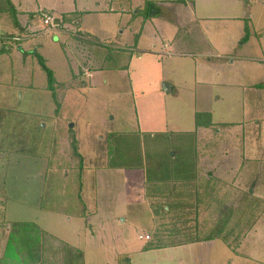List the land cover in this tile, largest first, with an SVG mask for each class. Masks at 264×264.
<instances>
[{"label": "rangeland", "instance_id": "374dc122", "mask_svg": "<svg viewBox=\"0 0 264 264\" xmlns=\"http://www.w3.org/2000/svg\"><path fill=\"white\" fill-rule=\"evenodd\" d=\"M10 2L16 11L28 12L50 5L44 0ZM196 3V17L194 10L190 12L189 2L178 3L186 5L179 17V6L156 8L153 3L152 8L148 7L150 16L154 11L160 13L155 17L163 20L183 21L172 50L212 54L208 40L216 36L221 43H231L236 32L234 20H243L249 25V33L262 39L264 0ZM0 8L4 9L2 4ZM1 12L0 261L10 228L36 224L82 251L85 264H264V153L246 155L240 134L248 121L241 111L244 105L228 101L219 105V111L214 106L218 117L234 124L195 128L197 122L207 124L214 117L200 111L196 114L200 117L191 121L187 100L180 94L178 101L171 99L166 109L177 111L178 128L184 125L182 129L193 130L141 133L158 127L163 115L139 119L136 111L139 86L150 80L149 73L137 70L130 79L112 71L86 78L83 67L79 68L80 58L62 49L52 34H39L45 30L37 29L36 37L32 32L20 35L11 19ZM145 13L144 9L140 16L145 17ZM50 15L43 11L34 20L44 23V17ZM51 17L55 21L56 17ZM18 20L24 22L27 15H18ZM107 54L113 55L111 51ZM189 62L184 59L183 67ZM46 69L53 73L54 85L70 82L61 107L53 98L58 91L53 94L49 90ZM148 71L152 73L150 68ZM185 74L177 72L171 79L183 81L185 90L192 89V79L188 81ZM165 77L170 78L169 71ZM235 98H239L236 93ZM197 107L205 109L207 104ZM189 124L191 127H187ZM232 129L238 134L230 133ZM102 135L105 142L101 141ZM183 149L196 150L193 167L186 166V171L180 172L186 180L175 174L163 192L153 191L149 197L146 187L147 198L139 183L133 185L135 180H125L126 172L117 173L111 167L123 164L127 166L124 168L145 171L157 164L163 152L169 155ZM89 165L95 171L92 178L84 174L92 169ZM194 174L195 178L188 180ZM89 184L97 193L87 204ZM127 199L134 206L124 208ZM164 207L170 214H163ZM230 210L226 221L223 214ZM55 212L69 214L72 221L65 223L67 218L57 217ZM83 215L85 219L78 218ZM160 228L173 232V240L195 244L182 251H144ZM58 248L59 241L49 238L45 262L63 264V253ZM169 251L173 256L165 254Z\"/></svg>", "mask_w": 264, "mask_h": 264}, {"label": "crops", "instance_id": "0c3cea01", "mask_svg": "<svg viewBox=\"0 0 264 264\" xmlns=\"http://www.w3.org/2000/svg\"><path fill=\"white\" fill-rule=\"evenodd\" d=\"M44 1L50 5L43 7L42 10L38 8L36 12L17 9L19 17L27 15V20H24V22L20 21L19 27L16 28H19L20 35H24L27 32L35 33V37L39 34H52L53 39H57L58 43L61 42L62 49H69L73 52L75 58H80L78 59L80 61L79 68L83 67L82 70H85L84 76L86 78L91 79L94 74L112 71L126 74L130 79L137 70L138 72L143 71L150 74V80L142 82L139 86L141 90L137 92L136 111L139 119L142 116L159 115V113H163V115L159 117L158 121L160 124L156 128H148L150 130H146L142 123L143 130L146 131L141 132L140 129L141 133L177 134L189 133L193 130L192 128L182 129L184 125L178 128L175 124L177 111H167L166 109L171 99L178 101L180 94L187 100L191 121L194 122L196 114L202 111V113H209L212 119L214 117L215 121L214 119L211 121L213 125H217V123L224 125L234 124L226 123L225 119L217 116V112L214 109L215 106L219 111L220 104L233 101L238 102L239 105H244V109L242 108L241 111L248 120L244 125L247 127L246 130L243 127L240 132L245 142L246 155H250V152L253 151L256 154L259 152L264 153V35L262 39H259L249 33V25L245 24L243 20H234L237 23L236 32L233 34L234 39L231 40V43H221L216 36H212L208 40L212 54L198 55L171 49L175 45L182 20L179 18L163 20L160 17H155L160 16V13H156V15L147 19L140 16V12L144 11L147 4L152 2L156 4V8L179 6L180 14L177 15L179 17L184 14L181 8H185L186 5H178V3L189 2L191 6L190 12L194 10V17H196L197 0ZM43 11L49 12L51 16L56 17L55 19H61L59 22H55L57 27L49 28L41 19L34 20L36 15L40 14L42 16ZM44 18L46 19V16ZM37 29L45 31L37 34L35 32ZM153 36H156V38ZM23 48L25 49V47ZM105 51L106 55H109L107 54L108 51L113 53L109 63L106 60H101ZM85 53H88V57H85ZM184 59L190 61L187 67L182 65ZM86 63L87 65L85 66ZM148 68L152 70V73H155L153 77ZM166 71L170 72V78L165 77ZM177 72L182 76L186 73L185 77L189 78L188 81L192 79V89L187 87L185 90L183 81L182 83H177L176 80L171 79ZM73 79L77 78L74 77ZM69 85L70 82L55 85L56 88L58 87L56 89L58 91L57 97H53L55 102H59L62 105ZM181 90L182 92H180ZM235 93L239 98L234 99ZM197 104H207V108L198 109ZM182 112L185 111L182 110ZM221 116L223 117V115ZM141 122L139 120L140 126ZM190 125H187V127ZM229 132L234 135L238 134L233 129ZM104 139L105 136L102 135L101 141L105 142ZM92 164H94L93 161ZM89 167L92 168L91 165ZM116 171L117 173L126 172L127 178L125 180L129 182L135 180L136 183L133 185L139 183L140 187L143 188V197L145 198L146 172L143 169L119 168ZM84 174L86 177L92 178L95 175V171L92 168L88 170V173ZM89 189L90 195L87 204L92 202L97 193L96 191L94 192L92 186ZM129 201L127 199V203L123 206L124 208L134 206ZM53 214L57 217H66L65 223L72 221L69 214L57 212ZM120 215L125 216V214ZM78 218L85 219L86 217L83 215V217ZM124 221H126V218ZM37 226L43 232L45 231L44 233L51 235H48L50 240L53 236L59 242L70 245L67 239L59 237L49 230L47 231L40 225ZM193 246L194 244L170 249L182 251V248ZM75 249L78 250V248ZM171 253L173 252L169 251L165 254L171 257L173 256Z\"/></svg>", "mask_w": 264, "mask_h": 264}, {"label": "trees", "instance_id": "16d2710c", "mask_svg": "<svg viewBox=\"0 0 264 264\" xmlns=\"http://www.w3.org/2000/svg\"><path fill=\"white\" fill-rule=\"evenodd\" d=\"M0 4H2L4 8L2 10L0 8V12L2 11V15L6 14L11 19L10 21L15 28L19 27V20L17 19L18 12L16 11L10 0H0ZM148 7L152 8L153 3H148L147 7L145 8L147 14L145 13L146 15L144 18L146 19L150 17L149 13L151 12L150 9L148 10ZM154 15H156V13H154L153 11L152 16ZM49 17H51V15ZM59 20L61 19H55V22H59ZM21 42L19 41V43ZM104 56L106 58L101 60H106V62L112 58V54L106 55V51L104 53ZM46 73L49 79V90H51V92H53L54 94L58 87L56 88L54 85L53 73L49 69H46ZM55 105L57 107H61V104L59 102H55ZM199 117L200 116L198 115L196 118ZM212 125L213 124L211 121L207 124L198 122L196 123L197 128H211L210 126ZM195 153L196 150L190 151V149H183L177 151V153L170 152L169 155H167L166 152H163V157L156 162L157 164H153L147 169L144 168L146 172L145 189L147 187V196L149 197L153 195V191L163 192L169 183L168 180L175 176V174H178V176L180 175V178L183 179L180 172L186 171V166L193 167V160L196 157ZM129 163L130 162H127L126 164L130 165ZM111 167H114L116 169H129L124 168L127 166L123 167V164L112 165ZM194 178L195 174L194 176L187 179L190 180ZM146 194L145 198H147ZM167 209V207H164V210L162 211L164 215L170 214V210ZM231 213L232 210H230V212L226 211L223 214L226 217V221L229 220ZM161 226L163 228L164 224ZM162 228H160V230L158 229L154 231V240L145 248L146 251H157L195 244L194 241L183 243L175 239L173 240L171 238L173 237V235L171 236L170 234L173 232L164 230ZM8 235L9 237L6 241L4 256L0 261V264H54V262H45L48 254L47 244L49 236L46 233L44 234L36 224L13 225L12 228H10ZM59 246L60 249H58L63 253V258L61 259L63 264H85L84 254L82 251L70 247L62 242H59ZM12 252L16 254H12ZM13 255H17V257H14Z\"/></svg>", "mask_w": 264, "mask_h": 264}, {"label": "built area", "instance_id": "2783aa9c", "mask_svg": "<svg viewBox=\"0 0 264 264\" xmlns=\"http://www.w3.org/2000/svg\"><path fill=\"white\" fill-rule=\"evenodd\" d=\"M44 24L47 26V27H52L54 28V24H55V21L52 17H46L45 21H44ZM141 238V237H140Z\"/></svg>", "mask_w": 264, "mask_h": 264}]
</instances>
